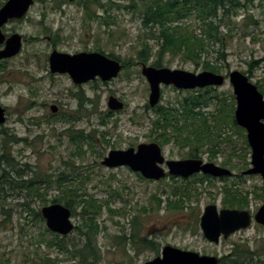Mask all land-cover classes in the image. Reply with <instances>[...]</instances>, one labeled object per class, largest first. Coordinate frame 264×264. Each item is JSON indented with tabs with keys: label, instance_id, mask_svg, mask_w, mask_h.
Segmentation results:
<instances>
[{
	"label": "rangeland",
	"instance_id": "rangeland-1",
	"mask_svg": "<svg viewBox=\"0 0 264 264\" xmlns=\"http://www.w3.org/2000/svg\"><path fill=\"white\" fill-rule=\"evenodd\" d=\"M6 1L0 0V7ZM100 2L107 6L112 2L128 5L131 0ZM60 4L61 0H37L25 18L10 21L3 27L7 36L19 34L23 37V48L16 57L0 62V104L7 114L6 123L0 127V154L3 141L1 132L15 135L18 141L10 146V150L19 168L27 173L26 179L39 174L35 177L39 196L18 189L6 190L0 198V264H6L8 259L12 264H41L42 260L48 264L75 263L70 260L69 253L48 247L45 241L52 238L51 232L46 231L45 221L31 215L32 209L41 211L43 207L51 205L43 204L45 197L50 200L63 195V190L57 184L44 182L47 176L55 182L62 173H71L76 178L73 185L78 188L79 195L93 197L105 207L97 216V222L102 227L96 238L102 254L98 264H145L152 260L155 251L144 245L133 244L130 240L124 245L115 243L117 236L126 234L130 237L134 231H140L143 237L154 241L155 247L161 250L165 245H171L203 255L221 256L230 253L236 244L248 246L250 250L259 252L253 264H264V252L259 251L264 247V226L253 223L250 228L227 240L221 238L219 244L206 240L200 228L204 208L209 204H215L219 209L226 208L222 187L239 179L229 182L214 180L196 185L193 181L167 177L155 182L140 178L128 167L107 168L101 163L112 150L136 148L141 143L152 142L150 123L155 116V108L149 106L150 85L142 74L144 64L152 66L161 61L165 68L201 73L205 71V61L217 60L220 57L218 50L224 48L226 59L218 62L224 65L220 74L228 78L232 71H239L258 86V81H263L264 69L256 68L252 62L264 58V0H255L254 5H249L250 11L248 8L240 9L234 19H226L225 24H230L233 31L225 28L224 44L209 46L199 64L185 55L166 53L160 56L157 41L150 39L155 31L143 24L144 14L142 18L137 11L115 8L109 13L114 18V24L106 26L103 20L87 19L85 10L77 4ZM54 6L60 8L54 10ZM92 8L96 11L100 9L95 4ZM248 12L257 20L256 25L246 19ZM190 22L192 29H195L196 19ZM230 33L231 37L227 35ZM142 41L150 42L154 49L145 63L137 59V51L143 47ZM53 49L65 53L101 49L108 55L119 57L126 65L119 77L109 83L97 81L77 86L68 75L52 76L50 73L49 56ZM248 71H251V75ZM216 89L212 94L224 93L229 98L230 106L234 103L236 108L229 79L224 86ZM79 92L90 100L81 109L75 99ZM111 95L123 101L125 108L106 115L110 112L107 102ZM187 95V90L162 86L160 105L175 102ZM55 104L59 106V111L54 114L58 119L50 124L48 119L53 114L50 106ZM63 116H76L77 121H63ZM101 123L106 127H101ZM69 129L90 133L97 140V145H84L85 154L79 155L77 146L71 142ZM101 132H106L108 145H102ZM229 132L238 147L242 148L243 138L235 130L230 129ZM163 150L168 159L180 160L189 156V148L187 150L175 144L164 146ZM240 153L242 150L238 149L237 154ZM227 154L228 150H225V154L213 162H224ZM204 156L209 158L208 154ZM67 162L72 163L73 167L69 168ZM26 164L30 169L24 166ZM235 173L241 174V171L236 169ZM244 177L241 187L252 192L245 210L255 214L264 204V181L260 175ZM177 187L190 191V199L178 202L180 208L174 209L169 207L168 197L173 201L179 200V197L173 196ZM159 199L162 200L160 208ZM77 211L80 212V209ZM135 217H138L136 221ZM72 220L76 227L84 222L79 215L72 216ZM61 238H64L63 244L70 250L83 242L76 229Z\"/></svg>",
	"mask_w": 264,
	"mask_h": 264
},
{
	"label": "trees",
	"instance_id": "trees-1",
	"mask_svg": "<svg viewBox=\"0 0 264 264\" xmlns=\"http://www.w3.org/2000/svg\"><path fill=\"white\" fill-rule=\"evenodd\" d=\"M254 2L255 0H167L162 4L161 0H137V2L131 0L128 5L109 3L108 5L110 6H107L99 0H83L86 12L85 17L94 21L99 20L101 22L103 20V24L106 26L114 24V18L109 13L115 8L119 10L123 7L133 12L137 11L142 15V18L144 14L143 24L150 30L155 31V33L151 34L150 39L157 41V51L160 56L166 53L185 55L197 64H199L202 56L207 53L209 46L214 43L224 44V32L226 29L233 31L230 24H225L226 19H234L240 9L248 8V11H250L249 5H254ZM143 3L145 11H143ZM93 4L98 5L99 11L92 10ZM100 10H103L106 15L104 16V13L100 12ZM192 19L197 21L195 29H192L190 22ZM246 19H250L255 25L258 23L249 12ZM197 31L200 33L196 34ZM44 33H47L46 30ZM232 33L227 35L231 37ZM149 43H143L142 41L143 47L137 51V59L143 63L149 61V56L154 51ZM97 51L104 52L101 49ZM218 53L220 57L214 62L205 61V71L223 72L224 65L218 64V62L226 59L224 48L218 50ZM109 57L122 61L113 54H110ZM123 63L125 67L126 63ZM252 64H255L256 68L264 69V58L261 61H253ZM152 66L160 68L162 63L158 61L153 63ZM248 74L251 75V71H248ZM257 84L259 90L264 94V78L263 81L259 80ZM216 90L214 87H208L204 90L187 91V96H183L175 102L158 105L154 109L155 116L150 123V137L152 142H157L162 147L175 144L187 150L189 148L187 153L192 157H198L199 154H208L210 161H216L218 156L225 154V150H228L226 160L221 165L233 170L238 169L242 172L248 169L251 164L249 161L251 148L248 144L246 130L236 124L234 103L230 106L229 98L224 93L212 94V91ZM232 98L235 99V96H232ZM75 99L78 102L79 109L84 108L87 102L90 101L82 92L76 94ZM112 114V112H108L106 115ZM75 118L76 116H63L61 119L70 122L77 121ZM57 119L55 115H50L48 122L52 124ZM100 125L101 127H106L104 123ZM230 129L235 130L243 138L244 146L242 148H239L232 139L229 132ZM68 131L71 142L77 146L79 155L85 154L83 151L84 145L93 147L98 143L90 133L84 134L83 130L69 129ZM101 133L102 145L103 143L108 145L109 141L106 140V132ZM1 136L3 141L0 154V198L4 196L6 190L16 191L18 189L27 190L28 193L39 196L36 187L37 181L35 180V177H38L39 174L26 179L27 173L19 168L18 162L12 155V150H10V146L18 141L17 138H15V135L9 136L5 132H1ZM238 149L242 150L239 155L237 154ZM66 165L69 168L73 167L70 162H67ZM24 166L30 169L27 164ZM138 176L142 178L141 175L138 174ZM239 178L241 182H231L222 187L224 204L231 208L247 209L249 196L252 192L241 187L242 180L245 177L240 174ZM172 179L175 180V178ZM214 180L210 176L202 175L200 179H195L193 182L198 185L205 182H213ZM75 181L76 178H73L71 173L60 174L55 182H52L47 176L44 182L57 184L56 186L63 190V195L50 200L45 197L43 204H63L72 211L73 217L82 216L84 222L75 227V229L83 237V242L70 250L68 246H64V238L46 229L48 233L51 232L52 238L46 240L45 243L49 248H57L60 252L69 253L70 260L75 261L74 264H98L102 260V254L96 238L101 233L102 227L97 222V216L100 215L105 207L103 204L97 203L93 197L90 198L84 194L79 195L78 188L73 185ZM262 190L264 191V187H262ZM109 191L113 192L112 190ZM173 196L179 197V200L173 201L169 196V207L180 208L178 202L183 203L184 199L189 200L190 191H182L181 187H177L173 192ZM161 203L162 200L159 199L158 208L161 207ZM77 209H80V212ZM31 215L44 221L41 211L32 209ZM134 219L136 221L138 217ZM129 240L133 244L144 245L149 249L155 250L156 248L155 242L149 240L148 237H143L140 231H134L130 237L126 234L117 236L115 243L124 245ZM156 250L158 251V249ZM259 251L264 252V247L260 248ZM233 252L236 256L235 259L230 260V262L222 260L220 264H253L254 257L259 253L258 251L250 250L248 246L241 247L238 244L234 246ZM6 264H12V261L8 259ZM41 264L48 263L42 260Z\"/></svg>",
	"mask_w": 264,
	"mask_h": 264
},
{
	"label": "water",
	"instance_id": "water-1",
	"mask_svg": "<svg viewBox=\"0 0 264 264\" xmlns=\"http://www.w3.org/2000/svg\"><path fill=\"white\" fill-rule=\"evenodd\" d=\"M35 0H7L0 8V60L17 56L23 48V37L12 34L7 37L3 27L12 20H21L29 12ZM73 1V0H69ZM52 73L68 74L73 83L82 85L100 79L109 82L116 79L123 69L120 61L101 52H80L69 54L53 51L50 55ZM142 74L150 85L149 105H159L162 86H173L178 90H197L207 87H222L227 79L233 86L236 99L235 121L247 132L251 148V167L243 175H260L264 181V94L249 77L239 71H232L228 78L212 71L192 73L181 69L157 68L144 65ZM110 111H121L124 102L116 96H110L107 102ZM53 113L56 106L51 107ZM7 119L6 110L0 104V126ZM107 168L129 167L147 180L160 181L168 175L187 179L203 173L214 178L231 177L234 173L215 163H204L201 159L166 160L162 146L156 142L141 143L136 148L112 150L102 160ZM167 168V170H166ZM168 171V172H167ZM47 228L58 235L67 236L74 229L72 211L63 204H51L41 210ZM253 223L264 226V204L257 213L248 210L222 209L210 204L200 218V227L204 237L211 243L219 244L223 236L228 239L232 234L249 228ZM216 256L201 255L193 251L167 245L157 257L145 264H219Z\"/></svg>",
	"mask_w": 264,
	"mask_h": 264
},
{
	"label": "flooded vegetation",
	"instance_id": "flooded-vegetation-1",
	"mask_svg": "<svg viewBox=\"0 0 264 264\" xmlns=\"http://www.w3.org/2000/svg\"><path fill=\"white\" fill-rule=\"evenodd\" d=\"M37 0H35L34 1V4H35V2H36ZM167 0H161V3L162 4H164L165 2H166ZM224 1V0H223ZM67 4V3H70V4H77V5H79L80 6V8H82V10L84 9V4H83V0H73V1H69V0H61V4ZM113 3V2H112ZM33 4V5H34ZM60 4V5H61ZM32 5V6H33ZM31 6V7H32ZM98 6V5H97ZM31 7H30V9H31ZM1 8V7H0ZM54 10H58L59 8H60V6H54V7H52ZM30 9H29V11H30ZM85 10V9H84ZM101 12V11H100ZM54 46H55V43H54ZM4 47V45H1L0 46V49H2ZM55 50H57V49H53L52 50V52L53 51H55ZM58 51V50H57ZM51 52V53H52ZM63 53H65V52H63ZM77 53H80V52H77ZM69 54H76V53H69ZM51 55V54H50ZM11 59V58H10ZM6 60H8V59H3V60H0V62L1 61H6ZM121 63L123 64V62L121 61ZM124 65V64H123ZM49 69H50V56H49ZM50 73L52 74V76H55V75H68V74H60V73H52L51 72V69H50ZM69 76V75H68ZM70 77V76H69ZM71 78V77H70ZM72 80V79H71ZM97 81H100L99 79H96V80H94V81H92V82H89V83H93V82H97ZM73 82V81H72ZM87 84V83H86ZM78 86V85H77ZM79 86H81V85H79ZM52 106H56V108H57V112L59 111V106L57 105V104H55V105H52ZM52 106H50V107H52ZM51 109V108H50ZM56 112V113H57ZM56 113H53V114H51V115H54V114H56ZM6 121H7V119H6ZM6 123V122H5ZM4 125V124H3ZM2 126V125H1ZM0 126V127H1ZM164 151V150H163ZM205 154H199L198 155V157H192V156H188L187 158H184V159H180V160H185V159H201V160H203V162L204 163H210V162H212V163H214L213 161H210L209 160V158H205V156H204ZM166 160H170V159H168L167 157H166ZM215 164H217V163H215ZM217 165H219V166H221V167H224V168H228V169H230L231 171H233V173H234V175L233 176H231V177H222V178H214L215 180H221L222 182H229L230 180H233V179H239L240 180V178H239V175L240 174H237V173H235V171L236 170H233V169H231V168H229V167H226V166H222L221 165V163L220 164H217ZM166 170H167V168H166ZM243 173V171L241 172V174ZM202 175L203 176H208V175H205V174H203V173H198V174H195V175H193V176H191V177H189V178H187V179H184V178H182V177H173V176H168L169 178H175V179H181L182 181L184 180V181H186V182H189V181H194L195 179L197 180V179H200L201 177H202ZM243 175V174H242ZM167 178V177H166ZM165 178V179H166ZM212 178V177H211ZM224 179H225V181H224ZM227 180H229V181H227ZM223 202H224V200H223ZM210 205V204H209ZM213 205H215V204H213ZM208 206V205H207ZM206 206V207H207ZM217 206V205H216ZM205 207V208H206ZM224 207H226V208H221V209H219L218 208V210L220 211V210H222V209H239V208H231V207H228V206H226L225 204H224ZM205 208H204V210H203V213H204V211H205ZM240 210H245V209H240ZM259 210V209H258ZM257 210V211H258ZM257 213V212H256ZM255 213V214H256ZM255 214H253V216L255 215ZM203 215V214H202ZM262 226V225H261ZM251 227V226H250ZM249 227V228H250ZM248 229V228H247ZM243 230H245V229H243ZM240 231H242V230H240ZM240 231H238V232H240ZM238 232H236V233H238ZM236 233H234V234H236ZM234 234H232V235H234ZM231 235V236H232ZM230 236V237H231ZM222 239H224L223 237H222ZM224 240H227V239H224ZM165 246H167V245H165ZM164 246V247H165ZM163 247V248H164ZM163 248H162V250H163ZM156 249H158V251L156 250ZM233 249H234V247H233ZM150 250H153V249H150ZM161 249H159L158 247H156L155 248V250H153V251H155L154 253H155V257L153 258V259H155V258H157V257H161V255H162V250L160 251ZM201 255H203V254H201ZM210 256V255H209ZM214 256H216V257H218L219 258V260L220 261H225V262H230V260H233V259H235L236 258V256H235V253L233 252V250H231V252L230 253H228L227 255H221V256H219V255H214ZM152 259V260H153ZM150 261V260H149Z\"/></svg>",
	"mask_w": 264,
	"mask_h": 264
}]
</instances>
